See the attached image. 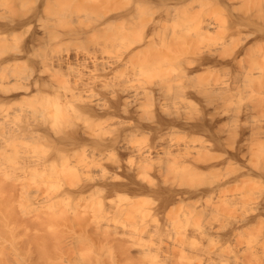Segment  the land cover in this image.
Wrapping results in <instances>:
<instances>
[{
    "label": "bare ground",
    "instance_id": "6f19581e",
    "mask_svg": "<svg viewBox=\"0 0 264 264\" xmlns=\"http://www.w3.org/2000/svg\"><path fill=\"white\" fill-rule=\"evenodd\" d=\"M1 1L3 2L5 1V3L2 2L3 5L4 4L6 5V2L7 4L9 2V0H0V2ZM90 1L91 0H10L11 4L9 3L8 6L6 5V7L3 8L2 3L0 5L2 6L0 7V146H1L0 148V169H1L0 195L7 194V193L5 194L4 192H8L11 195H14L15 192L14 193H11V192L15 191L20 186L19 185L18 187H16V185L18 184L17 182L20 177L19 176L20 174L16 175L13 171H11L13 172L12 173L13 175H11V173H9L7 170L4 169V164L6 162L7 157L8 158L10 156L12 157V155L18 157L16 164L18 165L22 163L23 165H25V168H22L24 166L20 167L24 171H29L31 169L35 170L38 167H40L39 163L37 162L32 161L31 163L29 162L31 160L27 161L22 156L19 157V147H20L19 145H21L23 141L24 142L28 141V138L29 139L31 138L30 140L33 139L34 142L36 141L35 144L37 143H40V144L44 143L45 145L51 144L52 147L53 145L55 146V149L60 150V151L63 150V152L59 151L58 153L59 155L62 153V155L64 156V157H61L62 155H60V159L65 161L64 162L66 163L65 165L61 160H58L59 157L56 158L58 154L57 151H56L57 154L55 153L56 156L54 157L55 164L53 163L54 161L53 160L54 154H53V156L51 157L53 161L52 160H51L52 162L50 161L51 164L48 160H46V162L48 161V164H50V166L47 163L45 165H42V167L44 168L47 165L49 167H52L53 164L54 166H57L58 164L56 162L60 161L59 165L63 167V168L62 167L60 168L61 170L58 169L59 165L57 166V168L53 166L54 169H57V170H53L52 172L55 171V174L57 173L58 175V172L56 171H59V175L55 176L56 178L54 177L55 174L53 173L52 175L51 171L49 172L52 176L45 174L46 180L48 176L49 177L51 176L54 178L55 181L50 183L51 180L49 178V181L47 180L48 184L44 180V182L46 183L45 184L42 181L43 178H40V174L44 169L41 170L40 168L42 167L38 168L37 176H39V178L43 182V183L41 182V184L42 185L45 184L46 187L45 186L42 187V185H40L39 183L37 187L41 186L44 189L49 186L50 190L47 188L49 191L44 189L45 191L49 193H51L50 192L51 189L53 192H58L57 188L62 187L61 181L63 180V184L64 183L66 184L67 182V184H69V188L67 189L68 192L66 191V188L62 190L67 192V195H69L68 198H71V199L73 198V200H77V201L80 200V196H82L81 194L88 193L91 190L102 193L103 196L99 193L101 197L108 196V195L110 196L111 194L113 195V193L114 195L117 193L118 197L120 196L118 195V193H123V195L124 193L128 195L132 194L131 196L154 195V197H156L157 199L156 201H158L157 206L155 205L156 215L158 213L165 214V212H167L168 209L172 210L171 209L172 207L170 208V206L176 202L185 200L186 198H189V200L191 198L192 200L193 197L197 198L196 196H200V195H203V197L205 195V196H209L212 198L219 196L220 198L218 201L221 200L220 202L223 204L224 211L232 209L233 206H236L238 202L235 201L233 197H232L233 200H231V198L227 199V197L225 196L226 195L225 192L227 191V189H229L228 187L231 188L229 184L232 183L231 182L232 179L235 176L236 178L237 176H239L238 180H240V177L241 178L243 176L248 177V176H253L256 174L253 170H251L253 168L251 169L247 168L243 164L235 165L234 161L230 162V159H234L235 156L237 158L239 157L238 154L239 153L241 154L242 145H239L238 148L235 146L236 152L228 151L227 156L222 155L221 152H220L221 154L218 153L219 150L223 149L224 147H226L228 150L231 147V146L227 147V145L229 144V141L231 140L227 138V135L230 133L229 131H230L231 126H229L228 128L229 133L226 134L224 132L226 129L225 128L226 125L225 123H222L224 122L225 118H223L222 122H221V118L225 116L226 114H228L227 112L230 109L228 105L230 103L229 101L232 100L231 98H233V95L235 94V91L238 89V86H237V89L235 90L236 86L234 85V83H231L232 81L227 82V81L220 80L218 82L217 81L213 82L211 79L209 80L207 79L208 78L206 76L207 74L204 75L207 77L206 79L208 80L205 82L206 79L205 80L202 79L203 77L201 75L203 74H201L202 73L201 71L208 66H213V65L217 66V65H222V64L227 65V64H230L231 62L233 63L237 59L238 54L244 51L245 48L247 49L248 44L251 42L250 36L254 35L255 31L250 30L248 31V33L244 32V33H247V35L245 37L244 36L241 37L242 44L239 45L236 49H232V53H229V52L226 53L229 56H227L226 54L223 55L224 52H221L220 50H214L212 47H206L205 45L204 47L201 46L200 49L198 50L197 48H199L200 43L199 44L196 43V49L194 51L195 53L193 52L194 54L192 56L190 57L188 56V58L186 56L187 60L186 61L184 60L183 63L180 62L179 63L180 65L178 64L177 66L176 64L178 62L176 61H178L179 59L177 60L175 58L176 61L175 60L173 61V63H176L175 67H172L174 65L171 66L170 64L169 66L171 67H169L167 65L168 63L166 62H169L172 59L168 60V57L165 55L168 53H162L160 51L161 49L158 50L159 47L157 48V47H154V45L151 46L148 44L154 43L155 45H159L162 42L159 38L161 33H166V29H167L166 34H168V30H171L169 32H172L173 27L170 28L171 27L170 23H172L171 20L173 18L175 19V17L171 18L169 16L171 20H170V23H168L169 21L168 15L171 14L169 11V5H171V3L173 5V3L179 4V3H184V2L192 1V0H170L172 1L171 3L169 0H167L168 1L166 2L167 4H165L164 2L166 6L164 5L163 7L161 5V7H163V10L159 8L160 12H159V15L157 13L158 16L155 15L156 14L154 11L155 9L150 7V5H143L146 3L148 4V1L150 2V0H138L139 4L140 3L142 4V7L147 6L148 8L150 7V9L152 8L151 11L149 10L148 13L146 14L147 17L150 16L147 19L144 17L143 12L141 13V11L139 10L141 6H139L137 1L135 0H134L135 8H136V5H138L137 6L138 11L137 10L136 11L138 12V14H141L140 16L138 15V17L136 18L133 15L134 10L132 8L119 9L117 7V9H119L118 11L110 10V9H113V7H116V6H113V7L111 6L112 7L111 8L109 6L110 5L109 2H111L112 4L111 0L105 1L108 7L107 5L105 6V4L104 5L101 4L100 7H98V9L100 8V12H98L97 8L95 9V7L91 4ZM92 1L95 4H97V0L95 1L92 0ZM117 1H120V0H117ZM123 1L124 0H122V2ZM163 1H166V0H163ZM218 1L221 4H225L227 5V7L228 6L230 7L231 3H233L235 0H218ZM90 5L93 6L92 8H94V10L92 9L90 10L91 8ZM102 5L103 7H107L108 9L102 10L101 9ZM87 6L89 9L87 8ZM87 10L91 11V13L93 11L92 14H94L95 12L96 14L97 13L101 14V17H99L100 18L99 23L96 21L94 22L95 19L97 20L98 16H96L95 19L92 21L93 19L92 14L89 13ZM262 10L264 12V9ZM158 11L156 10V12ZM87 12L91 16L92 24L93 22L94 24L95 23L97 24L95 25L93 24V26H91V23L85 24L87 16L86 18L84 17L85 20L84 19L81 20V17L84 14L86 15ZM262 14L261 16L264 18V14L263 15ZM242 15L240 16V14L238 15L237 13V16L232 21V29L235 30L233 32L237 31L238 34L243 33L242 31H244L243 30L244 26L250 25L254 20V18H252V14L251 16L248 14H242ZM142 16L145 19L142 18ZM74 20H77L79 22L76 23L77 22L76 21L75 23L77 25H75V27H73L72 29L73 24L68 25V23L73 22ZM176 20L178 19H175V21ZM88 22H90V17H88ZM120 22L122 24H120V26L118 25L119 27L116 25L114 26V27H118L116 29L124 28L126 26L125 22L127 23L129 22L130 25L126 26L127 29L132 27L133 30H135L134 29V26H135V28L137 27L139 28V31H140V28L144 30L146 37L150 35L156 36V37L152 36V38H154L153 40H148V41L146 40L144 42L145 45L147 46L143 44L142 46L144 47H141L140 45H137L138 43H136L137 46L141 47L140 49L143 48L142 50L139 49L141 51V55H139L141 56L140 61L138 60V58L140 57L138 58H136V56L132 57L135 54L134 52L136 51L132 52L133 55L130 51H128V47L132 46L131 44H128L129 46L127 47L122 45L123 42H124V45L127 44L125 43L126 39H124L125 37L124 35H123L122 40L120 38L121 36L116 37V40L120 39L119 40L120 42H122L124 39V41L120 44L122 45L123 49L125 48L127 49L122 50L123 51V52L121 51L122 53L119 52L120 49L118 50V48H121V45L119 44L118 40L117 41L120 46L117 44V47L119 46L117 49L115 48L116 47L115 43L117 42L113 41L115 40L114 38H112L111 40L113 41L114 44L112 43L111 45L110 43H107V42H110L107 40H109L111 37L116 36V34L115 35L113 34L114 32L112 30L110 31L111 28L110 29L108 28L112 26L113 24H117ZM216 23H217L216 21H213L211 19L200 17L198 19L199 32L196 34L197 37H202V36L210 34L211 29L215 28ZM78 24H81L80 28L78 27ZM83 24L85 26H83ZM123 24H125V26ZM167 24H169L170 26ZM67 25H68V28L66 27ZM195 25H196V22H195ZM69 26L71 27V31L73 30L71 34L75 33L74 34L75 39L73 41L72 40L70 41V43L72 42L73 44V49L71 47L72 44H70L71 46L69 45L71 48L67 47L68 45L66 44L73 37L72 35L71 37L70 34L68 35L67 33L70 31ZM76 27L78 28L75 29ZM65 28L67 29V31L65 30ZM132 28L128 29L127 32L132 33L133 32ZM138 28L136 30H138ZM107 30H109L110 32H113L112 34L114 36L110 35L111 36L110 37L106 35L110 38L106 39L105 42L108 44V46L110 45L112 47L114 46L113 48L112 47L110 48L111 52H112V49H113V52L115 49L116 52H119V54L118 53L116 54L114 52L116 54L115 56L110 57V58L108 57V59L103 57V59L105 58L107 60L105 59L103 60L101 58L103 60L101 61L99 56L100 55L102 56L103 53L97 57V55L92 53L93 51L88 50V47L90 46L91 43L89 44L87 48H85L86 45L84 46V48L83 46L82 48H80V46L83 45V43L87 39H89L91 36L94 35L93 34L94 32L95 34L97 31H100L101 33H103L104 31V33H106ZM91 32H92V35H89L91 34ZM178 33L176 34L177 36H178ZM107 34H110V33H107ZM170 34L173 35L174 33L172 32ZM17 35L22 36L20 38L22 41L17 37ZM255 35H258L259 39L264 42V19L261 23V26L258 29V34H255ZM94 36L96 37L97 34ZM16 37L19 39V42H17L18 40L16 41L17 39ZM95 37H92L90 39V42L93 39L96 40L97 37H101V35L100 36L98 35L96 39ZM101 38L103 39V37ZM149 38L151 37H148V39ZM11 39L12 40L14 39L13 40L14 43H11L12 41ZM194 39L196 40V38ZM97 40L93 41L92 43L95 42V44L96 43L99 44L101 42ZM164 40L165 39H163L164 43L165 41L168 43L167 40L165 41ZM195 40H191V42L193 41L192 43L195 44L194 42ZM9 41L10 43H8ZM74 41L81 43V45L77 44L78 46L75 45V48H74V43H73ZM16 42L17 43L21 42V43L18 45H15ZM87 42H89V40H87L85 44ZM63 45L66 48L65 47L63 48ZM103 45H101L100 48H102ZM136 45L135 47H137ZM60 46H61V49H59ZM93 46L94 45H92V50H94ZM208 46L210 45L208 44ZM96 47H99V45ZM146 47L147 48H151V47L157 48V51L153 49V53H152V50L150 49V59L152 57L151 55L153 56L157 55L158 57L160 53H162L161 55L166 56L165 59L168 61H166L163 56H160L161 58L158 57L161 60L155 56L156 58L153 57L154 59H151V61L154 63L156 62V65L155 64L148 65L149 63L147 64V62L144 59L141 62L142 58H145V53H147L146 50L144 51V48ZM41 48L43 49V51ZM218 48L222 49L221 46ZM37 49L39 50V53L36 54L34 51L37 52ZM102 49L108 53L107 48L105 49V47H103ZM130 49H134V48L130 47ZM139 50L137 49L138 53L136 52V54H140ZM142 51L143 53L145 52L144 57L142 55L143 54ZM100 52L101 51L97 53H100ZM38 54H39V57H38ZM147 54L149 56V53ZM98 58L100 59V61L98 60ZM133 58H135V62L137 60L139 61V62H136L138 64L134 62ZM155 59H157L160 63L157 60L155 61ZM162 60H164V63ZM22 62H24V64ZM25 62L29 65L27 66ZM91 62H93V64L90 66L89 64ZM21 63L23 64V68H22V65H20ZM161 63L162 64L166 63L167 66L166 67L164 65L162 66ZM15 65L16 66L18 65L17 69ZM19 65L21 66L22 71L19 69ZM28 67L30 68L28 72H25V70L23 71L24 68L27 71ZM259 81H261L262 83L261 85L262 94L261 95H262V101H263L262 104H263L264 103V69L261 74V80L259 79ZM18 101L20 102L22 101V102L20 103ZM15 102H18L19 104ZM23 102L25 104L28 102L29 104L25 106ZM14 103L15 105L17 104V106L18 105L21 106L23 103L24 106L17 108L14 105H12ZM225 105L229 107V109ZM262 108L264 109V107ZM57 113L61 114V118L59 119V122H57V119H56ZM263 116H264V111H263ZM262 119L264 121V117ZM263 121H262V128H260L259 133L262 136V140L264 144V122ZM223 126L225 129L222 128ZM242 129L243 128H241V130H238V131L236 130L241 136V140L243 138L244 139L246 138L245 136L243 137L244 132ZM172 131L179 132L180 134L172 135L171 134ZM236 131H235V134H236ZM145 132L149 133V135L151 134L150 136L147 135L148 137L151 138V139L148 138V141L149 140L151 141L149 143L147 142L148 143L147 145L141 144V146H138V143L137 145H134L133 142L134 140L136 141V136L138 139V135L140 134L142 135ZM225 134L226 136H224ZM196 135H197V138H196ZM199 135L201 136L203 135V137L206 136L205 138L203 137L200 138V139H203L202 141H200V143H202L201 146L196 144L198 143L197 140H200L198 138L200 137ZM229 136L231 138L232 133L229 134L228 137ZM132 138H133V141H132ZM11 146L13 149L7 151V148L10 149ZM4 147H6V149ZM232 147L234 146L232 145ZM55 149H54V152H55ZM232 149L233 148H231V150ZM65 150H67L68 154H64L66 153L64 152ZM21 158H23L24 160L23 159L21 160ZM133 160H136L135 164L133 163ZM129 161H132L133 164L128 165V163L126 162H129ZM222 163L228 164L227 166L231 165L229 169H226L228 171L230 170V168L233 169L232 166H235L233 170H230V172L232 171L233 173L234 172L236 173L234 177L232 176L233 178H228V175H230L229 174L230 172L228 171H227L228 174L226 173L227 175H224L227 177H225L224 179L223 177H221L222 176L221 173L223 172L222 171L219 172L217 168L221 166ZM18 167L16 168L15 172H17V169H19ZM47 167H46V170L49 169V167L48 168ZM259 167H261V165ZM260 170L261 169H259V171ZM215 172H217V174ZM43 173H46V172L43 171L41 175H44ZM260 173H263V172L261 171ZM34 174L36 175V172ZM213 174H214L213 177L215 180H210L211 178H209L208 179L209 181H208L206 178L211 177V175ZM188 179H190L192 182L190 181L191 183H189ZM197 179H205L207 183L205 184L198 183ZM64 180H66V182H64ZM21 182L26 185L24 181H21ZM26 182L28 181L26 180ZM247 183H246V186L249 185V184L247 185ZM25 185L24 186L22 185L23 187H21V189L19 190L20 193H22L23 195L32 196V195H35L36 193L39 194L41 191L40 189L41 187H38L37 189H32V188H28V185L27 187ZM242 191L244 190L242 189ZM126 194L124 195L125 197H127ZM39 195H42V194L40 193ZM77 196H79L78 199H75L77 198ZM122 198L123 196L122 197L120 196V199ZM259 198L261 197L259 196ZM125 200H129V199L125 198ZM214 200L216 201L217 199L215 198ZM137 201L138 200H135L134 204L129 203L128 206H124V207H122L123 201L122 203H120L121 201H119V203L121 204V207L119 210H116V211L123 215L129 214L127 215L128 218L129 219L132 218L135 220L133 216L135 214L137 215V213L139 212V211L137 212L136 208L137 207L140 208V206L136 207V205H138ZM194 202L195 201H193V203ZM78 203H77V207H78ZM193 203L188 204V205L191 206L193 205ZM114 205H116V203ZM178 205L179 203L178 204L176 203V206ZM247 205L248 204H246V206ZM250 205H253V204H250ZM49 206L51 208L47 207L48 208L47 210L50 211L49 213H51L53 205H49ZM107 206L105 207L106 209L108 208ZM190 206H186V207H190ZM207 206L208 208L211 207V205H207ZM254 206H255V203H254ZM77 207L75 206V210H74L75 214L73 215L74 216L76 215V216L74 218L72 217L74 219V220L72 219V222L74 221L72 225L74 224H77L76 226L79 225L78 226L79 229L81 226L82 228H84L83 229L85 232L84 234H86L88 230L87 228H89L90 225L93 226L92 224L96 223L97 225H94V226H97V228L94 229L93 227L92 229L94 230L97 229V231L96 232L90 231L91 229L89 228L90 229L89 232H92V233L89 234L88 232L87 236L89 235L92 236V234L95 235V233L99 234L100 232H102L101 235L106 233L105 232L106 230L103 231L102 229V227L104 228L103 226L104 224L102 225V227L101 225L98 224L99 222H102L101 220H99L100 219L99 217L98 219L96 218V220H99V221H95L93 223L90 221L89 218H87V215L85 217H84L85 214L81 215L82 212L84 211H82L81 213L79 211L78 213L79 208L77 209ZM191 207L189 209H191ZM112 208H110L111 210L107 211L108 214H111L109 213L110 211L113 212ZM213 208L214 206L212 207V209L206 211V214L204 212L203 215L204 216L209 215V214L212 215L216 211V209L213 210ZM173 209H176V207ZM189 209L188 211H190ZM244 209H247V207L243 208L242 210ZM254 209L257 210V213H255V211L252 212V213H255L254 215L245 214L241 218L230 219V220L227 219L231 228L236 227L237 225H240V224L242 225L251 224L252 225L253 223L256 222L258 224L259 223L261 224V229H260L261 234L260 232L259 234L264 236V223L262 225V223L259 221V218L262 215H264V198L261 202L258 203L257 208H254ZM35 210L36 211H34V219L36 220L38 219V224L37 222L34 223L33 222L34 220L32 218L31 219L33 220L32 224L34 223L35 228L37 226L38 228L36 229L38 230L41 228L43 229V227L47 225L46 222L48 221L46 217L51 218L53 220L54 215L61 214V212H59L57 209L58 212L55 214L53 213L54 215H52V217H49L51 214L49 216L42 215L40 214V210L38 209H35ZM92 210H96V205H95V208ZM143 210H141V212ZM195 210L199 211L200 208L199 210L198 208ZM117 212L115 214H118ZM143 213H145V210L142 212V214ZM108 214H105V216ZM120 214L118 216H121ZM130 214L131 215L133 214V216H131ZM166 214H169V213H166ZM136 215L134 217H137ZM144 215L146 214L142 215L143 218H144ZM13 216H14L13 218L10 217L11 220H9V223H6V220L4 219V217L0 221V264H16V263H13L15 260L19 262V260L23 258L21 255L22 252L21 250L19 251L18 249L19 247L17 246V243H15L16 245L15 250L13 249L14 251L10 253L9 249L11 248L10 246H8L9 247L8 248L7 242H5L7 239V236L10 237L9 234H11V237L12 235L15 234L14 229H16L18 226L20 227L23 223L25 224L27 222L25 221L24 218H22L19 215H18L19 217L16 214H14ZM108 216L109 218H107V221L109 222L112 219L110 215ZM113 216L115 217V215H112V218L114 219L112 221L114 222L115 218H117L118 216L116 215L115 218ZM76 217L78 218L77 221H76ZM138 217L140 218V216ZM168 218H170L169 220L172 219V217L170 216H168ZM208 218L206 217L204 219L205 221L207 219V221L209 222L208 225H210V222L214 220L211 219L212 221H210L211 217L209 218V220ZM132 219H131V222L130 220H128L127 222L125 220L124 223H127V225H129L130 223H133L132 221L134 220ZM157 219L158 218H156V220ZM192 220L191 222H194V220L193 221ZM135 221H139V220L136 219ZM220 221H222L221 218H220ZM29 222H27V224ZM160 222L158 221L159 224H161ZM163 222L165 224L166 221H163ZM172 222H170V225L172 224ZM119 223H123L122 220H120ZM178 223L179 222H177L176 224L178 225ZM10 224L12 225V227H10ZM67 224L71 226L70 222H68ZM147 224L148 222L145 225ZM195 224H198V226H200L199 222L197 223V221ZM260 224L257 225V227L255 226V228L251 227V229L258 228ZM140 225H137V227ZM166 225H167V222H166ZM213 225H214V222H213ZM48 227L47 229H49ZM118 227H121V226L119 225ZM64 228H63V231H64ZM66 230L67 229H65V231ZM32 231L30 230L29 233ZM56 231L58 230H55L54 232ZM38 232L40 233L41 231H38ZM111 232L113 233L114 231H112L111 229ZM180 232H181V237L183 239L182 241L180 240L181 241L180 248L179 249L169 248V250H167L166 253L164 252L165 254H163L162 258L160 257L159 264H186V262L190 258L191 255H190V252L187 251V249L189 246H193V242L188 241V240H190L191 238L192 239L194 238L193 237L194 233L187 232L186 230H183V231L181 230ZM71 233H74V232H71ZM117 233L118 232H116V234L113 233L114 236H117ZM199 233H200L201 241L198 240L197 242L196 238H194L196 241V243L194 241L195 243L194 250H196V252L198 249L200 252V248H201L200 244L202 242V239L209 237L210 235L209 228L200 226ZM107 235L109 236V234ZM14 236H16V234ZM104 236L105 235H102V237L105 239ZM9 237H8V240H11ZM123 237L121 236V239ZM51 238L52 237H50L49 241L51 240ZM118 239L120 240V237ZM36 240H38L37 241L38 243L40 239H36ZM33 242L36 243V241H33ZM45 242H47V240ZM37 243L35 245H37ZM71 243L72 241L69 244ZM72 245L74 244L72 243ZM72 245H70V248L72 247ZM262 245H263V242H262ZM124 246H127V245L125 244ZM120 247L123 248V246H120ZM127 248L129 247L127 246ZM127 248H124V249L126 250ZM261 248L262 247L252 248L250 251H248L249 253L246 252L247 253V254L245 253L246 256L243 255L245 256L244 260L245 261L249 260L250 263H252V261H257L259 262V264H264V250H261ZM111 249L112 248H110V251ZM148 249L150 250V248ZM141 250H142V247L140 248V251ZM205 250H203V253ZM79 251L82 255L85 256L86 252L83 251V253H85L83 254L81 252V249H79ZM76 252H78V250ZM99 252L101 253V251ZM81 254H80V257H81ZM141 254L142 253L138 255L137 253V255L140 257L143 256L145 253L143 255ZM94 256L92 258H94ZM108 256H107V259H108ZM224 257L228 258L225 255ZM128 258L132 259L131 257H128ZM151 258L147 259L146 263H148L149 262L148 260H151ZM40 260H43V259H40ZM91 261H92L91 262L92 264L93 260L91 259ZM57 262L59 263V261ZM85 262L88 263L89 261H85ZM130 262L128 261V263ZM99 263L100 262L98 261L97 264ZM28 264L30 263L28 262ZM52 264H56V261Z\"/></svg>",
    "mask_w": 264,
    "mask_h": 264
},
{
    "label": "rangeland",
    "instance_id": "374dc122",
    "mask_svg": "<svg viewBox=\"0 0 264 264\" xmlns=\"http://www.w3.org/2000/svg\"><path fill=\"white\" fill-rule=\"evenodd\" d=\"M105 1L106 0H102V1L101 0H97V4H95L92 0L90 2L95 7V9L96 8L98 9V7H100L101 4H103V5L105 4V6L107 5L105 3ZM111 1H112V4H111V2H109V4H110L109 6L110 7L111 6L112 7L113 6H116V7H113V9H110L109 8L112 11L113 10L114 11H118L119 9L132 8L134 10L133 11V15L135 16V18L138 17V15L139 16L141 15V14H138V12H137L138 11L137 10V6L138 5H136V8H135V1H137V3L139 4V1L138 0H135V1L134 0H124L123 2H122V0H120L121 3H120V1H117V0H111ZM133 1H134V3H133ZM2 2L3 1L0 2V5H1ZM129 2H130V4H129ZM131 2H132V4H131ZM164 2H165V4H167L166 2H168V1L167 0L166 1H163V0L162 1L161 0H150V2L148 1V4L146 3V4H143V5H150V7H152V8L155 9L154 10L155 13H156L155 15H157V13L159 15V12H160V9L159 8H161L163 10V7L165 5ZM171 2L172 1H170V3ZM3 3H5V1ZM3 3H2V5H3ZM9 3H10V0H9L8 4L6 2V5L8 6ZM140 4H139V6H141V8L139 10L141 11V13L143 12V15H144V17L146 19L149 18L150 16L147 17L146 14L148 13L149 10L151 11L152 8L150 9V7L148 8L147 6L146 7H142V4L141 5ZM6 5L4 4L3 5V8L6 7ZM103 5L101 6V9L102 10L103 9H108L107 8L108 5H107V7H103ZM131 5H132V7H131ZM161 5L163 7H161ZM93 6L90 5V7H91L90 10L91 9L94 10V8H92ZM0 7H2V6H0ZM117 7L119 9H117ZM228 7L225 4H221L218 0H192V1H187V2L179 3V4L178 3H173V5L171 3V5H169V11H170V13L172 15L171 14L168 15V18H169L168 23H170V20L173 17H175V19H178V20L175 21V19L173 18L171 20L172 23H170V25H171L170 28L173 27L172 28L173 29L172 32L174 33L173 34L174 36L172 34H170V33H172V32H169L171 30H168V34H166L167 33V29H166V33H161V35L159 36V38H160V40L162 42H163V39L167 40L168 43L164 40L165 43L164 42L163 43L161 42V44H163V45H161V44L155 45L154 43H151V44L149 43L148 45H151V46L154 45V47H157V48L159 47L158 50L161 49L160 51L162 53H168L169 55L168 54H165L168 57V60L169 59L170 60L172 59L169 62H166V61H168V60L165 59L166 56L161 55L162 53H160V52H159L160 55L158 57L163 56L164 59L166 60L165 62L168 63L167 64L168 66L170 64L171 66L174 65L172 67H175V64L176 63H173V61L175 60V58L177 60L179 59L178 61L175 60L176 62H178L176 64V66L180 62L183 63L184 60L186 61L187 58H188V56L190 57V56H192L195 53L194 51L196 49V43H198V44L200 43L199 44L200 46L197 45V46H199V48H197L198 50L200 49L201 46L204 47V45H205L206 47H212L214 50H220L221 52H224L223 55H225L228 52L229 53H232V49H236L239 45L242 44L241 37H243V36L245 37L247 35L248 31H250V30L251 31H255L254 35H251L250 36L251 42L248 44L247 49L245 48L244 51H242L240 54H238L237 59L233 63L231 62L230 64H227V65L222 64V65H217V66L216 65L208 66V67H206L205 69H203L201 71L202 73L200 72L201 74H203V75H201L203 77L202 78L203 80H205L208 77L207 79L208 80L211 79L213 82L214 81H217L218 82L220 80L227 81V82H229V81L231 82L232 81L231 83H234V85L236 86L235 90L237 89V86H238V89L235 91V94L233 95V98H231L232 100L229 101L230 103L228 102L229 103L228 105H229V107H230L231 110L229 109V107L226 106L227 105L226 104L225 106L229 109L228 112H227L228 114H226L225 116H223L221 118V122L223 121V118H225L224 122H222V123H225V125H226V127H225L226 129L224 128L225 125L222 127V128L225 129L224 132L226 134H228L229 132H230L229 134L232 133V137L231 138H230V136L228 137L229 134L227 135V138L229 140L231 139L229 141V144L230 145L229 144L227 145V143H226L227 147L228 146L229 147L231 146V147L229 148V150L226 147H224L223 148L224 150L223 149H220L218 153L219 154L222 153V155L227 156L228 151H230V152H236L235 146L238 148L239 145H242L241 154L240 153L238 154L239 157L237 158L235 156L234 159H230V162H233L234 161V164L235 165L236 164L237 165L238 164H243L247 168H250V169L253 168L251 170H253L256 174L253 175L254 177L253 176H248V177L247 176L246 177L243 176L242 178L240 177V180H241L240 181V180H238L239 179V176H237V178H236V176H235L236 173L235 172L234 173L232 171L230 172V170H233L235 168V166H232L233 169L230 168V170L228 171L226 169H229V167L231 165L230 166H227L228 164H226V163L223 164L222 163L221 166H219L220 169H219V167L217 168L219 172L220 171L223 172V173H221L222 174L221 177H223V179L225 177H227V176H224V175H227L228 174L227 171L230 172L229 173L230 175H228V178H233L235 176L233 179L236 182L232 179L231 182L233 184L232 183L229 184L231 186V188L228 187L229 189H227V191L225 192L226 195L225 194H223V195H225L227 197V199L231 198V200H233V198H234V200L238 202L237 205L236 206H233V208L230 209V210L224 211L223 204L220 202L221 200L218 201L219 198H220L219 196L213 197L214 199L215 198L217 199L215 201L212 197L205 196V195L203 197V195H200V196H196L197 198L193 197L192 200H191V198H190V200H189V198H186L185 200L176 202L177 204L179 203V205L176 206V203L172 204L170 206V208L172 207L171 208L172 210L168 209L167 212H165V214L164 213H158L156 215L155 208H156V206L158 204V201H156L157 199H156V197H154V195H144V196L143 195H141V196L134 195V196H131L132 194L131 195H128V194L124 193V195L125 194L127 195V197H125L123 195V193H118V195H120L121 197L123 196V198L120 199V196L118 197L117 196V193L115 195H114V193H113V195L111 194L112 196L111 195L110 196L108 195V196L101 197V195L103 196L102 193L91 190L90 192L86 191L88 193H85L84 192L85 194H81L82 196H80V200L77 201V200H73V198L72 199L71 198H68L69 195H67V192H68L67 189L69 188V184H67L66 180H64V182H66V184L64 183L65 185L63 184V180L61 181L62 182L61 183V186L64 187V188L58 187L57 188L58 192H53L52 189H51V191H50L51 193H49V192H47V191L50 190L49 189V186L47 187L49 190L47 188H44L47 191H45L42 187L43 186L46 187V185H45L46 183L44 182V180L47 182V180L49 181V178H50V180H51L50 183L53 182V181H55L54 178L51 177L53 175V173L55 174V171L54 172H52V171L53 170H57V169H54V167L57 168V166L59 165V162L60 161L59 162H56L58 164L57 166H54V164H55V160H54L55 158L54 157L56 156V154L60 150L55 149V146L53 145V147H52L51 144H46L47 145L46 146L44 143H41V144L40 143H37L38 144L37 145V144H35L36 141L34 142L33 139L30 140L31 138L30 139L28 138V141H25V142L23 141L24 143L22 142L23 144L21 143V145H19L20 146L19 147V157L22 156L27 161L31 160V161H29L31 163H32V161L37 162V163H39L40 167H42V165H45L46 163L48 164V161L50 162L52 160L51 157L54 154V156H53V160L54 161L52 160L53 163H54V164L52 163L54 167L53 166L52 167H49L52 161L50 162V164H48L49 166L47 165L49 167L48 170H46V167L47 166L45 168L44 167H42V168L38 167L41 170L44 169L43 171L46 172V173H43L44 175H41L43 171L41 172V174L39 173L40 174V178H43L42 181L45 183L44 185H42L41 184V182H42L41 179L39 178V176H37V174H38V168L35 169V170L34 169L29 170L28 169L30 172L29 171H24L22 168H25V165H23L22 163H20V164H18L19 165V167H18V165L16 164V161L18 160V157L12 155V157L10 156L9 158L7 157V159H6V162L4 164V169L7 170L9 173H11V175H13L12 174L13 172L16 175L20 174L19 175L20 177H19L18 182H17L18 184L16 185V187H18L20 185L19 186L20 188L18 187L19 189L18 188L16 189L18 191L15 190V191L11 192V193H14L15 192L16 194L14 193V195H11L8 192H4L5 194L7 193L6 195H0V221L4 217V219L6 220V223H9V220H11L10 217L13 218L14 217L13 216L14 214H16L17 216L18 215L21 216L27 222L30 221L28 224H27V222L25 224L23 223L20 227L19 226L18 227L16 226L17 228L14 229V232H15L16 236H14L15 234L12 235V237H11V234H9L10 237L7 236V239H6L5 242H7V247L10 246V248H11V249H9L10 253H12L15 250V247H16L15 243H17V246L19 247L18 248L19 251L21 250V252H22L21 255H22L23 258H21L19 260V262L17 260H15L13 263H16V264H28V262H29L30 264H32V263L33 264L34 263L35 264H38V263L41 262L42 264H45V263L46 264H49V263L52 264V263H54L56 261V264H59V263L60 264H85V263L86 264H88V263L91 264V262H92L91 259H92L93 260V263L92 264H97L98 261L100 262L99 264H103V263L104 264H159L160 257L162 258L163 254H165L167 252V250H169V248H175V249H179L180 248V243L183 240L182 237H181V232H180L181 230L182 231L183 230H186L187 232L194 233L193 237L196 238L197 242H198V240L201 241L200 233H199V227L201 226V227H207V228H209L210 235H209V237L202 239V242L200 244V247H201L200 248V252H199V249L197 250V252H196V250H194V248H195L194 244L196 243L195 239L193 238L194 239L193 240L191 238L190 240H188V241L193 242V246H189L188 249H187V251L190 252V255L191 256L188 259L189 263L187 261L186 264H211V263L212 264H237V263L238 264H240V263L241 264H244V262H245V264H259V262H257V261H252V263H250L249 260L248 261L247 260L245 261L244 260V257L246 256L247 253H249L248 251H250L252 248L262 247L261 250H264V236L263 235H260L261 234V232H260L261 231L260 230L261 229V224L259 223L260 226H258V228H256V229H251V227L252 228H255V226L257 227V225H259L256 222L253 223L252 225L251 224H247V225L246 224H243V225L240 224V225H237L236 227L231 228V226H230V224H229V222H228L227 219L230 220V219L241 218L245 214L246 215L247 214L254 215L255 213H257V210L254 209V208H257L258 203L261 202L263 200V198H264V171H263V169H264L263 168L264 167L263 166L264 165L263 164L264 163V161H263L264 160V147H263V145L264 144H263L262 136L259 133L260 132V128H262V121H263L262 118L264 117L263 116L264 109L262 108V107H264V103L262 104L263 101H262V95H261L262 94V90H261L262 89V86H261L262 83H261V81H259V79L261 80V74H262V71L264 69V48H263L264 47V45H263L264 42L259 39L258 35H255V34H258V29L261 26V23H262V21L264 19L261 16L262 13L264 14V12L262 10V9H264V0H235L233 3H231L230 7L229 8ZM87 8H88V6H87ZM146 8H148V9H146ZM158 9H159V11H158ZM102 10H101V12H102ZM156 10L158 12H156ZM95 11H97V10H95ZM88 12L91 13V11H88ZM98 12H100V8L98 9ZM87 13H86V15L84 14L85 16L83 15L81 17V20L82 19L85 20V18L87 16L86 21H85V24L91 23V26H93V24H94L95 21L99 23V19H100L99 17H101V14H98V13L96 14V12H95L94 13L95 15H94V14H92L93 13V11H92V13H91L92 14V17H93L92 21L95 19L96 16H98L97 17V20L98 21L95 19L94 22H93V24H92V22H91V16H90L89 13L88 14ZM237 13H238V15L240 14V16L242 14H248V15L251 16V14H252V18H254L253 22L250 25L244 26V28H243L244 31H242L243 33H239V34H238L237 31L236 32H233L235 30L232 29V21L237 16ZM88 17H90V22H88ZM144 17L142 16V18H144ZM200 17L211 19L213 21H216L217 23L215 25V28L211 29V33L210 34L205 35V36H202V37H197L196 34L199 32L198 19ZM185 18H187V19H185ZM261 18H263V19H261ZM190 19L193 20V21H191ZM77 20H74L73 22L68 23V25H72L73 24L72 25V29H73V27H75V25H77L76 23L79 22ZM195 22H196V25H195ZM95 24H97V23H95ZM120 24H122V23L120 22V23H117V24H113L112 26H110L108 28V29L111 28L110 31L112 30L114 33L113 32H110L109 30H107L106 33H104V31H103V33H101L100 31H97L96 32L97 36L98 35L99 36L101 35V37H103V39L101 37H97L96 36L97 39H98L97 40L96 37L94 36V35H96L95 32H94L93 33L94 35L91 36L89 39H87V40H89V42H87L86 44H85V42L87 40L83 43V45H81V43H79V42L74 41L73 42L74 43V48H75V45L78 46L77 44H80L81 45L80 48H82V46L84 48L85 45H86L85 48H87L89 46V44L91 43L90 46L88 47V50L89 51L90 50L93 51L92 53L95 54V55H97V57L100 54L103 53L102 56L100 55L101 57L99 56V58L100 59L101 58L103 59V57H105V58L108 59V57L109 58L110 57H113L117 53L119 54V52H121L122 50L127 49V48L123 49L122 45L127 47V46H129L128 44H131L132 46H130V47H132L134 49H130V47H128V51H130L131 53L133 51H136L138 53L137 49L139 50L141 47H144L142 45L143 44L145 45L144 42L146 40L147 41L148 40H153L154 38H152V36L153 37H156L154 35H150V36H147L146 37L144 30H142L140 28V31H139V28L138 27H137L138 30H136L137 28H135V26H134V29L135 30H133V28L131 27L133 24L131 26H129V27L132 28L133 32L132 33H130V32L128 33L127 30L128 29H131V28H128L127 29V27H126V26L130 25L129 22L128 23L125 22L126 26H125V24H123L125 26L124 28H125L126 31L124 30V28H121V27H120L121 29H116V28H118L120 26ZM68 25L66 26L67 28H68ZM115 25L116 26L119 25V26L118 27H114ZM167 25H169V24H167ZM80 26H81V24H78V27L79 28H80ZM83 26H85V25L83 24ZM175 26H176V28H175ZM78 27H76L75 29H77ZM69 28H70V31H71V27L70 26H69ZM65 30L67 31L66 28H65ZM141 30H142V32H141ZM70 31L67 32V33H68V35L70 34V36L72 35L73 37L71 36L72 39H70L66 44L68 45L67 47H69V48L72 47V49H73V44H72V42L70 43V41L71 40L73 41L75 39V36H74L75 33L71 34L73 30L71 32ZM176 32L177 33L179 32L178 33V36L176 35L177 34ZM244 32H247V33H244ZM107 33H110V34H107ZM112 33L114 35L116 34V36L115 37H111L113 35ZM141 33H142V35H141ZM89 35H92V32ZM104 35H105L106 38L104 37ZM106 35H108V36L111 35L110 36L111 38L108 37V36H106ZM123 35L125 36L124 39H126V42H125V43H127L126 45H124V42H123L124 39L122 41L123 43L119 41L120 39H117L119 41V44L122 43V45L120 44L121 45V48H122L121 49V48H118L120 45L118 44V41L116 40V37L117 36H121L120 38L122 40ZM126 35H127V37H126ZM165 35H167V36H165ZM192 35H193L194 38H196V40L192 37ZM194 35H196V36H194ZM17 37L20 39L22 36L17 35ZM71 37H69V38H71ZM92 37H95V39L97 41H101L102 43L101 42L99 44L98 43L95 44V42L92 43L93 41H96L94 39L91 40V42H90V39ZM148 37H151V38L148 39ZM18 38L16 39V41L18 40L17 42H19V39ZM112 38H114L116 40V41L113 40L114 42H117V43H115L116 44V47L115 48L116 49L118 48V50L120 49L119 52H116V50L114 49V52L116 54L113 52V49H112V52L110 51V48L112 47L111 45L113 43V41H111ZM106 39H109L107 41H110V42H107V43H110L111 44V45L109 44L110 46H108V44L105 42ZM13 40L11 41V43H14ZM191 40H195L194 41L195 44H193L192 43L193 41L191 42ZM103 42L106 43V44H104ZM8 43H10V41ZM16 43H15V45H18L21 42L20 43H17V44ZM136 43H138L137 45H140L141 47L140 46H137ZM70 44H72V46ZM100 44L101 45L104 44L102 46V48L103 47H105V49L107 48L108 53L105 52L102 48H100L101 47ZM117 44L119 45L118 47H117ZM208 44L210 46H208ZM92 45H94L93 46L94 50H92ZM98 45H99V47H96ZM135 45L137 47H135ZM145 46H147V45H145ZM220 46L222 47V49L221 48H218ZM64 47L65 46L63 45V48ZM108 47H109V49H108ZM157 48H152V47L151 48H147V47L144 48V51L146 50V52L149 53V56H148L147 53L144 52L145 53V58H142L141 62L144 59L147 62V64L149 63L148 65H153V64L156 65V62L155 63L152 62L151 59H154L153 57H155V56L157 57V55H154V56L151 55L152 57L150 59V49L152 50V53H153V49L157 51ZM38 49H37V52L34 51L36 54L39 53V50ZM59 49H61V46L59 47ZM142 49H140V50H142ZM140 50H139V53L140 54H136V52H134L135 54L133 55V53H132V55H133L132 57H135V56H136V58L140 57V58H138L139 61L141 59V56H139V55H141V51ZM164 50H165V52H164ZM42 51H43V49H42ZM42 51H41V53H42ZM96 51L97 52L101 51V52L100 53H97ZM41 53H40V55H41ZM142 53H143V51H142ZM144 53L142 54L143 57H144ZM226 55L229 56L228 54H226ZM186 56H187V58H186ZM38 57H39V54H38ZM177 57H179V58H177ZM99 58H98V60L100 61ZM160 58H158V59H160ZM102 59H101V61L104 60V59L103 60ZM107 59H105V60H107ZM133 59H134V62H135V58H133ZM138 60L136 62H139ZM156 60L157 59H155V61ZM145 61H144V63H145ZM162 61L164 63V60H162ZM22 63L24 64V62H22ZM22 63L20 65H22V68H23V64ZM166 63L165 64H162L161 63V64H162V66L164 65L166 67L167 66ZM92 64H93V62H91L89 65L91 66ZM136 64H138V63H136ZM20 65H19V69L21 70L22 68H21ZM28 65L29 64H27V66ZM17 66L15 65L16 69L18 68ZM171 66H169V67H171ZM29 69L30 68L28 67V69L26 71V69L24 68L23 71L25 70V72H28ZM204 75H206L207 77L204 76ZM207 79L205 80V82L208 81ZM18 102H20V101H18ZM18 102H15V103H18ZM15 103L12 104V105H14L17 108H20L21 106H24V104H25V103L24 104L22 103V105L21 106L18 105L19 106L18 107L17 104L15 105ZM28 104L29 103L27 102L25 104V106L28 105ZM14 109H12V110H14ZM229 126H231L230 127V131L228 129ZM241 128H243L242 130L244 132L243 137L244 136L246 137L245 139L243 138L242 140H241V136L237 132L238 130H241ZM235 131H236V134H235ZM224 132H223V134H224ZM144 134L138 135V139H137V136H136V141L134 140L135 143L133 142V144L134 145H137V143H138V146H141V144L147 145L151 141V140L148 141V138L151 139L150 137H148L151 134L149 135V133H147V132H145ZM171 134L172 135H179L180 133L179 132L172 131ZM226 134L224 136H226ZM233 135H234V137H233ZM199 136H200V137H198L199 139L203 137V135L202 136L199 135ZM205 137L206 136H204L203 138H205ZM196 138H197V135H196ZM202 140L203 139L197 140V142L199 144L198 143H196V144L199 145V146H201L202 143H200V141H202ZM132 141H133V138H132ZM231 144L234 147H232ZM8 146H10V145H8ZM0 148H1V146H0ZM4 148L6 149V147H4ZM231 148H233V149L231 150ZM11 149H13L12 146H11L10 149L7 148V151H9ZM54 149H55V152H54ZM2 150H3V148H2ZM56 151H57V153H56ZM60 152H63V150L60 151ZM64 152H66L64 154H68L67 153V150H65ZM60 155H62V153ZM60 155L58 153L57 156H56V158L59 157L58 160H61L64 163L65 161L62 160V159H60ZM61 157H64V156L62 155ZM23 158H21V160ZM235 158H237V159H235ZM46 160H48V161L46 162ZM56 161H57V159H56ZM235 161H237V162H235ZM126 163H128V165L133 164V163L135 164L136 163V160H133V163H132V161H129V162H126ZM65 164L66 163H64V165ZM260 165H261V167L263 169L261 167H259ZM22 166H24V167H22ZM17 167L19 169H17V172H15ZM20 167H22V168H20ZM61 167L62 166L59 165L58 166V169L61 170L60 169ZM256 168H257V170H256ZM13 169H15V170H13ZM40 169H39V171H40ZM259 169H261V170L259 171ZM11 171H13V172H11ZM49 171H51L52 175L50 174ZM261 171L263 173H260ZM0 172H1V169H0ZM35 172H36V175L34 174ZM47 172H48V174H47ZM56 172H58V175H59V171H56ZM217 172H215V173L217 174ZM45 174L46 175H51V176L50 177L48 176L47 177V180H46V177H45L46 175ZM56 175H57V173L54 175V177ZM213 176H214V174L211 175V177H208L206 179L208 180L209 178H211L210 180H215ZM0 178H1V174H0ZM246 178L249 179V180H247ZM20 180L21 181H24L26 183V185L24 183H22ZM26 180L28 182H26ZM39 180H40V182H39ZM188 181H189V183L192 182L190 179H188ZM197 182L198 183H201V184L207 183V181L205 179H197ZM247 182H249V183H247ZM27 183H29V184H27ZM38 183L40 185H42V187L41 186H38V187H41L40 189H41L42 192L44 191L43 193L40 191V193L42 195H39L40 193L39 194L36 193L38 195L35 194V195H32V196H26V195H23L22 193H20V191H19L21 189V187H23L24 185L26 187L28 185V188L37 189L38 188L37 187ZM242 183H244V184H242ZM246 183H247V185L248 184L249 185L246 186ZM47 184H48V182H47ZM231 184L233 185V187H232ZM65 188H66V191L67 192L62 190V189H65ZM242 189L244 191H242ZM1 191H3V190H1ZM240 191H242V192H240ZM259 196L261 198H259ZM78 197L79 196H77V198H75V199H78ZM106 197H108V198H106ZM131 197L133 198V200H132ZM146 197H148V198H146ZM125 198L126 199H129V200H125ZM194 198H195V200H194ZM135 200H138L137 201L138 205H136L137 203L135 205H136V207L137 206H140V208H138V207H137L138 209L136 207L135 208H136L137 212L138 211L139 212L137 213L135 211L137 213V215L134 213L137 217H134L135 215L133 216V214L132 215L130 214V215L133 216V218H135V220L137 219L139 221H135L134 219H132L130 217L134 221H132L133 223H130V224L128 222L129 225H127V223H124V222H125V220H126V222L128 220H130V222H131V219H129L128 216H127L129 214H125L126 215L125 216L123 214L118 213L116 210H119L120 209V207H121V204L120 203H122V201H123L122 207H124V206H128L129 203L130 204H134L135 203ZM119 201H121V202L119 203ZM193 201H195V202L193 203ZM75 203H76V205H75ZM77 203H78V207H77ZM113 203L114 204L116 203V205H114ZM192 203H193V205H191L192 207L190 205H188V204H192ZM254 203H255V206L256 207L254 206ZM105 204H106V206L108 205L107 206L108 207L107 209L105 208L106 207ZM246 204H248V205L246 206ZM250 204H253V205H250ZM49 205H53V207H54V208L52 207V210L49 209V210L52 211L51 213H49L50 211L47 210L48 209L47 207H50ZM74 205L77 207V209L79 208L78 209V213H79V211H80V213L82 211H84V212H82L81 215H84L85 214L84 217L87 215V218H89L91 222L94 223L95 221H99V220L102 221V222H99L98 224L101 225V227L104 224L103 225L104 228L102 227V229H103V231L106 230L105 231L106 233H104L102 235H105L104 236L105 239L101 235L102 232H100L99 234L95 233V235L96 234L98 235V236L96 235L97 237L94 234H92V236L91 235L87 236V234H88V232H89L90 229H91L90 231H94V232L97 231V229L94 230L95 228H97V226H94V225H97L96 223L95 224H92L91 223L93 226L90 225L89 226L90 229L87 228L88 230H87L86 234H84L85 233L84 230H83L84 228H82L81 226H80V229H79V227H78L79 225L78 226H76L77 224H74L75 226L72 225V223L74 222V221L72 222V219L76 216V215L75 216L73 215V214H75V212H74L75 206ZM95 205H96V210H92V209L95 208ZM111 205L114 208H112ZM207 205H211V207L208 208ZM212 205L214 206L213 210L216 209V211L212 215L209 214V215H205L204 216L203 215L204 212L206 214V211L212 209V207H213ZM109 206H110V208L113 209V212L112 211L109 212L111 214H108L107 213V211L111 210L109 208ZM186 206H190L191 209H189L190 207H186ZM237 206H238V208H237ZM245 206L247 207V209H244L245 210L244 211L242 209L243 208H246ZM175 207H176V209H173ZM41 208H43V209H41ZM56 208L58 209L59 212H61L60 215L59 214L58 215L57 214L54 215L55 213L58 212ZM185 208L186 209L188 208L190 211H188V209L186 210ZM197 208H198V210L200 208V210L199 211H196L195 209H197ZM240 208H241V210H240ZM35 209H38V210L41 209L40 210V214H42V215H48L49 216L51 214L49 217H52V215H54L53 218L55 220L54 219L52 220L51 218L46 217L48 222H46L47 225H45L43 227L44 230L42 228L39 229V230L36 229V228H38L37 226L35 228V224L34 223L37 222V224H38V219L37 220L34 219V211H36ZM143 209L145 210V213H143V214H146V215H144V218L142 216L143 215L142 212L144 211ZM192 209H193V211H192ZM55 210H56V212H55ZM141 210H143V211L141 212ZM45 211H46L47 214L45 213ZM94 211H95V213H94ZM253 211H255V213H252ZM116 212L118 214H115ZM131 212H133V211H131ZM186 212H188V213H186ZM196 212H198V213H196ZM245 212H247V213H245ZM166 213H169V214H166ZM105 214L110 215V217H111L112 220H114L112 218V215H115V217H116V215L118 216L120 214L121 216H118L117 218H115L113 216L115 218V221L113 222L111 220V221L108 222L107 221V218H109V216L108 215L105 216ZM197 214H199V215H197ZM138 216H140V218ZM168 216L172 217V219L175 218L173 220L171 219L173 222L171 220H169L170 218H168ZM98 217L100 219L99 220H96V218L98 219ZM195 217H197V218H195ZM206 217L207 218L208 217L209 218L211 217L210 218V221H212L211 219H213L214 221L210 222V225H208L209 222L207 221V219H206L207 222L204 219ZM39 218H40V216H39ZM156 218H158L159 220L158 219L156 220ZM209 218H208V220H209ZM217 218H219V219H217ZM220 218L222 219V221H220ZM77 219L78 218L76 217V221H77ZM152 219H154V220H152ZM185 219H186V221H185ZM192 219L194 220V222H191ZM120 220H122V222L124 224L123 223H119ZM141 220H143V221L145 220L146 222L145 221L143 222ZM223 220H224V222H223ZM32 221L34 222L33 223L34 225L32 224ZM67 221L71 223L70 224L71 226H69V224H67L68 223ZM155 221H156V223H155ZM158 221L159 222L161 221L160 222L161 224H159ZM163 221H166L167 222V225H166V222L164 224ZM169 221L172 222L171 225H170V222ZM196 221H197V223L199 222L200 226H198V224H195ZM259 221L263 225V223H264V215H262L259 218ZM106 222H108V223H106ZM147 222H148V224L145 225ZM177 222H179L178 225L176 224ZM213 222H214V225H213ZM110 223H112V224H110ZM215 223H216V225H215ZM116 224H118V225H116ZM140 224H142V225H140ZM183 224H185V225H183ZM107 225H108V227H107ZM119 225L121 227H118ZM137 225H140V226L137 227ZM10 227H12L11 224H10ZM47 227L49 229H47ZM64 227H66V228H64ZM93 227H94V229H92ZM111 227H113V228H111ZM32 228L33 229L35 228V229L33 230ZM63 228H64V231H63ZM116 228H118V229H116ZM65 229H67V230L65 231ZM70 229H71V231H70ZM111 229H112V231H114L113 232L114 234H116V232H118L119 234L117 233V236H114V234L111 232ZM30 230L31 231L33 230V231L29 233ZM37 230L38 231H41V232L39 233ZM55 230H58V231L54 232ZM61 231H63V232H61ZM71 232H74V233H71ZM259 232H260V234H259ZM57 233H58V235H57ZM90 233H92V232H89V234ZM107 234H109V236ZM111 234H113V235H111ZM61 235H62V237H61ZM63 236H65V237H63ZM118 236L120 237V240L118 239L119 238ZM121 236L122 237L124 236V237L121 239ZM125 236H127V237H125ZM8 237L11 240H8ZM35 237H36V239H40L39 240L40 243L38 242L39 244L37 243L38 240H36ZM42 237H44V238H42ZM50 237H52L53 239L51 238V240L49 241ZM93 237H95V238H93ZM96 238H98V239H96ZM112 238H114V239H112ZM29 239H30V241H29ZM31 239L33 241H36V243H37L38 246L35 245L36 243L33 242ZM42 239H44V240H42ZM45 239L47 240V242H45L46 241ZM93 240H95V241H93ZM71 241H72V243L74 245H72V243L69 244ZM88 241H89V243H88ZM194 241H195V243H194ZM98 242H100V243H98ZM262 242H263V245H262ZM123 243H125L130 249L127 248V246H124L125 244H123ZM70 245H72L71 248H70ZM73 246H74V248H73ZM120 246H123V248H121ZM136 246H137V248H136ZM141 247H142V250L144 252L142 250L140 251V248ZM82 248H84V249H82ZM110 248H112L111 251H110ZM116 248H118V249H116ZM124 248H127L128 250L127 249L125 250ZM148 248H150V250ZM76 249L78 250V252H76L77 251ZM79 249H81V252L82 253H83V251L86 252V254L83 253V254H85L86 257L80 253ZM107 249H109V250H107ZM201 249H203V250L206 249V250L203 253V250H201ZM99 251H101V253ZM105 251L107 252V254H106ZM147 251H149V252H147ZM108 252H109V254H108ZM214 252H215V254L216 253H218V254L215 255ZM78 253L81 254V257H80V254H78ZM137 253H138V255L140 253H142L141 255H143L145 253L144 254L145 256L143 255V256L140 257V256L137 255ZM147 253H149V254H147ZM92 254H93V256L95 255L94 258H92L93 257ZM75 255L78 256V257H76ZM108 255H110V256H108ZM135 255H137V256H135ZM224 255L226 257H228V258H225ZM243 255H245V256H243ZM90 256H91V258H90ZM98 256H100V257H98ZM107 256H108V259H107ZM123 257H125V258H123ZM128 257H131L133 260L132 259H129ZM151 257H153V258H151ZM140 258L143 259V260H141ZM150 258H151V260L152 259L153 260L152 261L151 260H148L149 262L146 263L147 262V259H150ZM207 258H208V260H207ZM40 259H43L45 261L40 260ZM130 260H131V262H130ZM204 260H205L206 263L204 262ZM229 260H231V261H229ZM36 261H37V263H36ZM49 261H51V262H49ZM57 261H59V263ZM78 261H80V262H78ZM85 261H89V262L87 263ZM128 261L130 263H128Z\"/></svg>",
    "mask_w": 264,
    "mask_h": 264
},
{
    "label": "clouds",
    "instance_id": "9594fccd",
    "mask_svg": "<svg viewBox=\"0 0 264 264\" xmlns=\"http://www.w3.org/2000/svg\"><path fill=\"white\" fill-rule=\"evenodd\" d=\"M56 118H61V114L57 113Z\"/></svg>",
    "mask_w": 264,
    "mask_h": 264
},
{
    "label": "snow or ice",
    "instance_id": "6c2138e0",
    "mask_svg": "<svg viewBox=\"0 0 264 264\" xmlns=\"http://www.w3.org/2000/svg\"><path fill=\"white\" fill-rule=\"evenodd\" d=\"M57 119V122H59V118H56Z\"/></svg>",
    "mask_w": 264,
    "mask_h": 264
}]
</instances>
